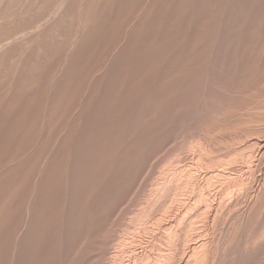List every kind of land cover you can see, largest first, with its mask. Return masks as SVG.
Instances as JSON below:
<instances>
[{"label":"rangeland","instance_id":"rangeland-1","mask_svg":"<svg viewBox=\"0 0 264 264\" xmlns=\"http://www.w3.org/2000/svg\"><path fill=\"white\" fill-rule=\"evenodd\" d=\"M262 144L264 0H0V264H264Z\"/></svg>","mask_w":264,"mask_h":264},{"label":"bare ground","instance_id":"bare-ground-1","mask_svg":"<svg viewBox=\"0 0 264 264\" xmlns=\"http://www.w3.org/2000/svg\"><path fill=\"white\" fill-rule=\"evenodd\" d=\"M46 6V5H45ZM111 9V8H110ZM41 17V16H40ZM12 18V17H11ZM180 18V17H179ZM176 19V18H175ZM235 23V22H234ZM41 26V25H40ZM104 27V26H103ZM33 31V30H32ZM47 33V32H46ZM93 33V32H92ZM85 34V33H84ZM116 36V35H115ZM16 39V38H15ZM29 41V40H28ZM32 41V40H31ZM106 41V40H105ZM148 41V40H147ZM247 43V42H246ZM252 45H254V44H252ZM28 48V47H27ZM10 49V48H9ZM46 49V48H45ZM5 50V49H4ZM127 56V55H126ZM212 56V55H211ZM52 57V56H51ZM231 58V57H230ZM53 62V61H52ZM8 63V62H7ZM43 67V66H42ZM74 67V66H73ZM37 69V68H36ZM219 69V68H218ZM6 72V71H5ZM51 73V72H50ZM76 73V72H75ZM15 75V74H14ZM9 80V79H8ZM249 80V79H248ZM259 80V79H258ZM240 81V80H239ZM246 81V80H245ZM258 86V85H257ZM261 88V87H260ZM6 95V94H5ZM246 98V97H245ZM247 99V98H246ZM41 100V99H40ZM41 102V101H40ZM29 103V102H28ZM243 103V102H242ZM246 103V102H245ZM30 104V103H29ZM261 105V104H260ZM31 107V106H30ZM34 108V107H33ZM260 108V107H259ZM36 109V108H35ZM263 110V109H262ZM7 111V110H6ZM232 111V110H231ZM233 111H235V110H233ZM261 114V113H260ZM263 114V113H262ZM39 115V114H38ZM232 115V114H231ZM234 116V115H233ZM241 117V116H240ZM257 117V116H256ZM32 118V117H31ZM21 122V121H20ZM54 123V122H53ZM33 125V124H32ZM252 125H255V124H252ZM256 125H257V123H256ZM3 127V126H2ZM252 127V126H251ZM260 127V126H259ZM255 131V130H254ZM255 134V133H254ZM30 136V135H29ZM245 137V136H244ZM249 137V136H248ZM9 138V137H8ZM20 139V138H19ZM244 139V138H243ZM247 139V138H246ZM28 141V140H27ZM176 141V140H175ZM174 141V142H175ZM262 141V140H261ZM13 143V142H12ZM35 143V142H34ZM257 143V142H256ZM251 144V143H250ZM249 144V145H250ZM235 145V144H234ZM237 145V144H236ZM256 145V144H255ZM263 145V144H262ZM257 146V145H256ZM233 147V146H232ZM250 147V146H249ZM249 147H247V148H249ZM253 147V146H252ZM255 147V146H254ZM7 148V147H6ZM245 148H246V146H245ZM256 148V147H255ZM260 148V147H259ZM10 149V148H9ZM254 148H252V150H253ZM16 150V149H15ZM25 150V149H24ZM227 150V149H226ZM239 150H241V149H239ZM244 151V150H243ZM261 151L263 152V154H264V145H263V148L261 149ZM231 152V151H230ZM22 153V152H21ZM257 153V152H256ZM244 154V153H243ZM252 154V153H251ZM262 154V153H261ZM21 155V154H20ZM235 155V154H234ZM249 156H250V154H248ZM256 155V154H255ZM248 156V157H249ZM252 156H253V154H252ZM264 156V155H263ZM19 157V156H18ZM246 157H247V155H246ZM245 157V158H246ZM241 158V157H240ZM252 158V157H251ZM16 159V158H15ZM222 159V158H221ZM228 159H230V158H228ZM227 159V160H228ZM243 159V158H242ZM223 160V159H222ZM235 161H236V159H234ZM243 160H245V159H243ZM3 161V160H2ZM224 161V160H223ZM229 161V160H228ZM232 162H234V161H232ZM238 162V161H237ZM236 162V163H237ZM221 163V162H220ZM252 163V162H251ZM228 164H230V163H228ZM233 164V163H232ZM250 164V163H249ZM225 166V165H224ZM223 168V167H222ZM251 168V167H250ZM226 169V168H225ZM224 170V169H223ZM6 172V171H5ZM225 172V171H224ZM236 172V171H235ZM4 175V174H3ZM252 175V174H251ZM211 176H213V175H211ZM219 176H221V174L219 175ZM229 176V175H228ZM227 176V177H228ZM260 179V178H259ZM15 180V179H14ZM1 181V180H0ZM9 181V180H8ZM4 182V181H3ZM17 182V181H16ZM24 184V183H23ZM247 184V183H246ZM18 185V184H17ZM201 187V186H200ZM235 187V186H234ZM243 188V187H242ZM239 189H241V188H239ZM3 190V189H2ZM13 191V190H12ZM203 191V190H202ZM1 192V191H0ZM17 194V193H16ZM200 196V195H199ZM204 197V196H200V198L199 199H202V198ZM11 198H12V196H11ZM207 198V197H206ZM22 200V199H21ZM206 200V199H205ZM255 200V199H254ZM200 201V200H199ZM202 201H203V199H202ZM11 202V201H10ZM208 203V202H207ZM7 205V204H6ZM10 205V204H9ZM21 205V204H20ZM19 205V206H20ZM199 205V204H198ZM241 205V204H240ZM14 207V206H13ZM1 208V207H0ZM8 208H9V206H8ZM15 208V207H14ZM20 208V207H19ZM222 209V208H221ZM264 210V209H263ZM15 211V210H14ZM223 211V210H222ZM18 212V211H17ZM259 212V211H258ZM2 213V212H1ZM11 213V212H10ZM15 213V212H14ZM217 214V213H216ZM8 215V214H7ZM262 215V214H261ZM74 217V216H73ZM92 217V216H91ZM96 217V216H95ZM21 218V217H20ZM257 218V217H256ZM259 220V219H258ZM257 220V221H258ZM13 222V221H12ZM23 222V221H22ZM232 222V221H231ZM234 222V221H233ZM261 222V221H260ZM88 223V222H87ZM98 223V222H97ZM246 223V222H245ZM192 224V223H191ZM100 225V224H99ZM102 225V224H101ZM89 227V226H88ZM100 227V226H99ZM187 228V227H186ZM85 229V228H84ZM195 229V228H194ZM233 229V228H232ZM2 230V229H1ZM39 230V229H38ZM87 230V229H86ZM186 230L187 229H185V232H186ZM35 231V230H34ZM177 231V230H176ZM175 231V232H176ZM38 232V231H37ZM101 232V231H100ZM182 232V231H181ZM95 233V232H94ZM43 234V233H42ZM96 234V233H95ZM177 234V233H176ZM185 234V233H184ZM188 234V233H187ZM190 234V233H189ZM7 235V234H6ZM100 235V234H99ZM178 235V234H177ZM263 235V234H262ZM47 236V235H46ZM80 236V235H79ZM98 236V235H97ZM174 236H175V234H174ZM35 237V236H34ZM94 237V236H93ZM203 237V236H202ZM3 238V237H2ZM181 238V237H180ZM184 239V238H183ZM60 240V239H59ZM3 241V240H2ZM31 242V241H30ZM36 242V241H35ZM50 242V241H49ZM64 242V241H63ZM79 242V241H78ZM90 242V241H89ZM177 243V242H176ZM181 244V243H180ZM183 244V243H182ZM188 244V243H187ZM39 245V244H38ZM67 245V244H66ZM189 245V244H188ZM3 246V245H2ZM53 246V245H52ZM78 246V245H77ZM76 246V247H77ZM97 247V246H96ZM54 248V247H53ZM52 248V249H53ZM67 248V247H66ZM85 248V247H84ZM172 248V247H171ZM195 248H197V247H195ZM202 248V247H201ZM201 248L199 249V250H201ZM185 249V248H184ZM190 249V248H189ZM30 250V249H29ZM90 250V249H89ZM171 250V249H170ZM196 250V249H195ZM110 251V250H109ZM115 251V250H114ZM197 251V250H196ZM259 251V250H258ZM88 252V251H87ZM179 252V251H178ZM185 252V251H184ZM194 252V251H193ZM198 252V251H197ZM197 252H195V253H197ZM54 253V252H53ZM74 253V252H73ZM78 253V252H77ZM173 253V252H172ZM199 253V252H198ZM109 254V253H108ZM192 254H194V253H192ZM202 254V253H201ZM204 254V253H203ZM208 254V253H207ZM11 255V254H10ZM82 255H85V254H82ZM87 255V254H86ZM263 255V254H262ZM53 256V255H52ZM192 256V255H191ZM193 256H197L198 257V255H193ZM68 257V256H67ZM79 257V256H78ZM5 258H7V257H5ZM66 258V257H65ZM69 258V257H68ZM114 258V257H113ZM163 258V257H162ZM171 258V257H170ZM195 258V257H194ZM262 258V257H261ZM34 259V258H33ZM71 259V258H70ZM80 259V258H79ZM83 259V258H82ZM107 259V258H106ZM166 259V258H165ZM151 260V259H150ZM167 260V259H166ZM192 260V259H191ZM196 260V259H195ZM4 261V260H3ZM73 261V260H72ZM81 261V260H80ZM115 261V260H114ZM140 261H142V260H140ZM60 262V261H59ZM195 262V261H194ZM201 263V262H200ZM199 263V264H200ZM204 263V262H203ZM216 264V263H215Z\"/></svg>","mask_w":264,"mask_h":264}]
</instances>
